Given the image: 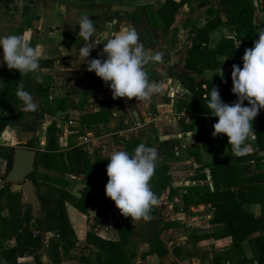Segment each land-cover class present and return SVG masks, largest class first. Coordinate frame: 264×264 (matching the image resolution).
I'll return each mask as SVG.
<instances>
[{"label": "crops", "instance_id": "crops-1", "mask_svg": "<svg viewBox=\"0 0 264 264\" xmlns=\"http://www.w3.org/2000/svg\"><path fill=\"white\" fill-rule=\"evenodd\" d=\"M163 1L0 0V36L25 34L42 54L40 72L21 78L18 70L8 69L0 48V115L6 119L0 130V144L31 147L36 154V150L43 149L46 127L52 125L54 149L61 152L62 167L38 165L34 175L48 186L66 190L76 203L82 205L89 199L84 211L74 206L73 201L64 199L71 234L61 241L54 229L41 232L35 253L43 263L101 264L104 250L86 240L87 232L120 242L117 252L109 255L104 264H119V261L123 264H235L237 259L251 256L246 239L232 242L229 235H221L222 224L211 221L213 207L198 198L199 191L213 189L207 164L227 151V144L224 134L213 137V125L218 118L208 113L204 115L208 146L201 145L193 116L181 105L190 98L191 92L176 74H192L196 80H203L217 75L222 68L231 79L232 65L242 68L244 50L253 45L246 43L242 31L237 36L232 24L222 22L209 31L208 46H214L222 36L229 37L234 43L232 55H218L222 61L227 58L221 67L194 73L183 65L193 28L201 27L216 13L223 17L220 0L183 3L167 28L156 13ZM258 3L259 0H250L253 23L264 20V11L258 8ZM82 15L95 21V39L107 42L120 30L132 26L146 51H163V63L150 62L146 71L150 80L163 82L164 89L146 102L135 98L114 99L110 87L94 71H87L86 62L79 59L78 50L84 43L78 24ZM103 41L91 50L88 59L107 58L106 54L98 56L102 53ZM37 74L42 75L43 83L36 82ZM20 79L24 90L39 105L38 111H23V102L16 95ZM68 119L73 121L75 130L59 136L58 131ZM256 122L254 118L253 127ZM30 139V146L23 144ZM141 143L158 152L150 188L159 203L151 208L149 220L132 221L105 194L107 159L114 150L132 154ZM247 146L248 154L239 162L241 174L264 171V151L256 147L254 140L247 141ZM79 149L85 158L77 157ZM4 165L5 159L0 158V180L4 178ZM13 190H18L25 201L20 189ZM242 207L259 215L264 204L246 201ZM0 217H8L3 192L0 193ZM121 222L127 225H120ZM2 225L1 244H14L7 221H2ZM150 243L158 245L160 252L150 250ZM33 261L32 252L16 258L22 264H33ZM244 264L257 262L249 258Z\"/></svg>", "mask_w": 264, "mask_h": 264}, {"label": "trees", "instance_id": "trees-1", "mask_svg": "<svg viewBox=\"0 0 264 264\" xmlns=\"http://www.w3.org/2000/svg\"><path fill=\"white\" fill-rule=\"evenodd\" d=\"M188 1L164 0L157 7L156 13L164 28H167L172 22L177 8ZM258 8L264 11V0H259ZM220 9L223 17L216 13L207 19L201 27L193 28V37L183 58V65L194 73H199L204 68L221 67L223 65L222 60L218 59V55H232L233 53L234 43L229 37L222 36L214 46H208V33L218 24L222 22L232 24L236 35L238 36L239 32L242 31L246 43L250 45H253V42L258 39V30L264 29V20L257 23L252 22L253 10L250 0H220ZM176 76L179 82L191 92L190 98L182 101L181 105L184 111L192 114L196 137L201 145L206 148L208 142L204 128V115L210 112L206 108L205 98L209 97L211 87L215 86L218 87L224 102L231 104L236 101V95L231 91L232 80L227 77L224 71L223 79L219 74L203 80H196L192 74L177 73ZM244 104L247 105V101ZM255 118L257 122L253 127V133L256 136L254 142L258 149L264 151V109H261ZM5 122L6 119L0 115V130ZM178 122L181 123L180 118ZM45 136L43 149L36 150L33 168L26 176L34 186L33 191L39 201L35 214L31 213L30 204L21 199L19 191L10 188V181L4 180L0 184V193L3 192L5 205L8 209V217H0V236L4 234L2 221H7L14 237V244L12 245H2L0 242V264H22L17 263L16 258L24 252H32L33 264H46L35 253V249L40 245L41 232L54 229L58 234V239L61 241L67 239L71 230L64 212V199L73 201V205L82 211L85 210V205L89 202V199L86 198L84 204L76 203L66 190L58 186H48L47 182L41 181L34 175L38 165L62 167L61 152L54 149L55 133L52 125L46 127ZM224 137L227 151L221 152L207 164L213 189L199 191L198 198L202 202H209L213 207L211 221L222 224L220 227L221 235H229L232 242L246 239L251 252L249 258L255 260L257 264H264V208L261 214L253 215L251 211L242 207V203L246 201H257L264 204V171L241 174L239 162L244 160L246 156L234 155L231 151V145L228 144L227 135L224 134ZM31 143L32 139L23 144L30 146ZM13 148L12 145L0 144V158L5 159L3 177L10 167ZM84 155L82 150H77L78 158L79 156L85 158ZM83 164H87L86 160ZM69 167L73 168V166ZM83 170L84 168H82V173L85 172ZM32 217L33 221H30ZM123 224L127 225V222L120 223V225ZM86 235V240L92 241L93 244L104 250V259L101 264L107 261L109 255L117 252L120 242L105 240L89 232ZM154 239L155 242L158 241L156 237ZM54 245H57V241L54 242ZM153 249L160 252L158 245L155 246L150 243V250ZM249 258L237 259L235 264H244ZM119 264H123V262L119 261Z\"/></svg>", "mask_w": 264, "mask_h": 264}, {"label": "clouds", "instance_id": "clouds-1", "mask_svg": "<svg viewBox=\"0 0 264 264\" xmlns=\"http://www.w3.org/2000/svg\"><path fill=\"white\" fill-rule=\"evenodd\" d=\"M78 24L79 36L84 41L78 50L79 59L83 58L82 61L86 62L87 71H94L110 87L114 99L135 98L138 102H146L164 89L163 82L149 79L146 66L150 62L163 63L165 53L146 51L134 27L122 29L104 42L94 38L95 21L88 15L80 16ZM257 33L258 39L253 42V46L244 50L243 67L232 65L231 91L237 100L231 104L224 102L215 86L211 87L209 97L205 98L211 116L218 118L213 125V137L226 134L232 153L238 157L248 154L247 141L256 139L252 134V122L264 109V29H259ZM101 41L104 47L98 56L106 54L107 58L88 59L91 50ZM0 48L3 49V61L8 69L18 70L21 78L29 73L40 72L41 51L31 45L25 34L0 36ZM216 74L223 79L222 68ZM34 79L37 83H43L42 75L37 74ZM16 95L23 102V111L39 110L33 96L24 90L22 79L17 85ZM157 159L156 148L144 143L139 144L132 154L114 150L107 159L105 194L115 202L120 213L131 217L132 221L149 220L151 208L159 203L150 188Z\"/></svg>", "mask_w": 264, "mask_h": 264}, {"label": "water", "instance_id": "water-1", "mask_svg": "<svg viewBox=\"0 0 264 264\" xmlns=\"http://www.w3.org/2000/svg\"><path fill=\"white\" fill-rule=\"evenodd\" d=\"M35 149L26 146H15L12 151L11 164L9 169L0 180L11 182L12 189H20L25 201L30 204L31 213L34 215L38 208V198L33 191V186L27 176L33 168ZM33 221V217L30 219Z\"/></svg>", "mask_w": 264, "mask_h": 264}, {"label": "built area", "instance_id": "built-area-1", "mask_svg": "<svg viewBox=\"0 0 264 264\" xmlns=\"http://www.w3.org/2000/svg\"><path fill=\"white\" fill-rule=\"evenodd\" d=\"M73 127H74L73 121H72L71 119H68V120L66 121V125H64V127L61 128V129L58 131L59 136L65 134V133H69V132L74 131L75 129H74Z\"/></svg>", "mask_w": 264, "mask_h": 264}, {"label": "rangeland", "instance_id": "rangeland-1", "mask_svg": "<svg viewBox=\"0 0 264 264\" xmlns=\"http://www.w3.org/2000/svg\"><path fill=\"white\" fill-rule=\"evenodd\" d=\"M2 175V174H1Z\"/></svg>", "mask_w": 264, "mask_h": 264}]
</instances>
